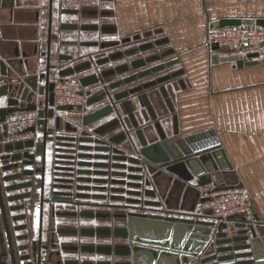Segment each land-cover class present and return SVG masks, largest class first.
Returning a JSON list of instances; mask_svg holds the SVG:
<instances>
[{
    "label": "water",
    "instance_id": "95a60500",
    "mask_svg": "<svg viewBox=\"0 0 264 264\" xmlns=\"http://www.w3.org/2000/svg\"><path fill=\"white\" fill-rule=\"evenodd\" d=\"M49 1L50 34L53 0ZM19 5L20 0H0V27L11 22L14 10ZM5 14L8 15V21L5 20ZM241 24L264 26V19L224 18L212 23L211 26ZM76 28L77 26L70 24L60 26L61 30ZM1 35L3 32L0 29V37ZM153 46L154 43L142 45L136 52L148 50ZM213 50H218V47L215 46ZM174 53V50H169L161 55L135 60L131 62L128 70L141 69L147 64H150V67L130 77L104 85L101 93L88 100V105H103L83 118L82 125L88 129L90 125L97 123L96 127L87 131L74 127L69 122L61 126L60 117H54V87L49 90L43 73L25 75L32 69L38 70L45 62H40V65L37 61L33 62L31 68V64L22 59L17 48L12 52L0 48V99L7 97L8 105L7 108L0 109V116L4 118L6 114L17 110H38L37 126L29 128L28 131L35 132L37 128L42 134L45 167L48 142L54 144L56 153L53 170L56 185L53 187L69 190L67 193L55 192L54 195L63 198L91 197L103 201H123L122 195H130L135 199H126L128 204L139 206L135 207L136 209L148 208L151 211L122 213L116 217L126 220L125 227H116L114 232L97 230L99 233L112 235L117 240L113 245L98 246L96 253L100 259L97 261H67L64 264H264V244L257 231L260 223L257 214H253V220L248 219L246 215L231 216L225 220L215 217L213 210H200L196 213L197 206L205 201L198 187L207 184L216 187L218 182L215 181L214 174L232 170L233 167L212 132L181 135L179 117L173 109L168 92L170 88L175 91L179 88L186 89L185 80L182 78L185 70L177 67L182 64V58L177 56L176 59L157 63L170 58ZM41 56L45 57L44 54ZM247 58L249 60L245 61L237 55L220 57L218 53H214L211 62L236 61L238 67L253 66L258 64L260 55L253 53ZM148 77L153 79L134 88L123 89L136 80ZM41 81L45 84H40ZM81 82L86 85L98 81L81 79ZM150 89L157 90L153 93L162 96L168 107L171 116L165 120V124L159 121L157 112L151 104L146 92ZM133 95H138L136 101L148 113L146 120H150L152 124L150 132L145 133L139 125L134 114L135 106L130 101ZM123 116L127 117L129 126ZM120 126L124 130L123 133L103 139ZM130 129L133 130L134 136L130 134ZM62 131L66 134L60 133ZM6 137H8L6 131L0 134V142ZM127 137L136 154L135 157L114 147L120 145ZM0 145V153L2 151L10 153L2 156V159L10 158L15 162L4 167V170L16 169L34 162V156L28 152L35 146L34 140ZM30 174V171H25L22 175ZM22 175H15L14 178H20ZM29 186L28 183L18 188ZM176 188L177 202L172 204L170 198ZM12 189L16 188L6 190ZM74 189L78 192L93 191L98 194H75L72 192ZM190 191L194 192L195 199L191 208L186 211L182 201ZM29 197L31 193H24L10 196L7 201ZM0 204L9 239V252L4 254L9 257V264H50L52 251H48L47 246L42 248L36 243L25 247L26 250L30 248L29 255L17 257L11 242L1 191ZM21 207L23 208V205ZM56 215L66 216L75 213L57 212ZM97 216L109 217L104 214ZM210 218L217 220L218 223L210 221ZM228 223H231V226ZM214 227H217V239L207 244L208 236ZM42 249L47 251L46 254L42 253Z\"/></svg>",
    "mask_w": 264,
    "mask_h": 264
},
{
    "label": "flooded vegetation",
    "instance_id": "af4514ba",
    "mask_svg": "<svg viewBox=\"0 0 264 264\" xmlns=\"http://www.w3.org/2000/svg\"><path fill=\"white\" fill-rule=\"evenodd\" d=\"M75 1L74 7H63L62 10H70V13H63L67 15L69 20L58 21L57 29H54V13L52 6V32L49 34L50 21H49V6L50 1H47L45 10L48 12L46 23V39L43 43L42 49L37 53L22 50L17 46L23 60L28 61L33 68V62L43 61V65L39 66L38 70H30L25 75H34L35 73H43L47 79L48 88L54 87L57 80L64 78L74 79L79 81L81 79H88L90 81H98L91 84H82L89 86L87 99L81 114L67 115V113H56L54 107V117H60L61 126L65 122L71 123L72 126L84 129L87 131L92 130L97 126L96 124L90 125L89 129L83 127V118L92 113L94 110L99 109L101 105H88V100L101 93L104 90V85H109L123 79L144 71L150 67L141 69L128 70L131 62L147 58L150 56L161 55L162 53L174 50L175 53L170 58H165L157 63H162L168 59H176V49L170 45V39L166 36L161 27L149 29L146 31L122 33L119 27L112 23L115 17L114 11L108 7V3L114 0H71ZM54 5V0L53 3ZM17 9V8H16ZM14 14L15 15V11ZM62 24H70L77 26L76 29L61 30ZM154 43V46L145 51H137L136 49L142 45ZM157 43V44H155ZM44 54L45 57H42ZM46 58V59H45ZM26 71V70H25ZM153 78H145L136 80L135 82L124 86L123 89L134 88L146 81ZM40 84H45L41 81ZM54 90V89H53ZM155 89L146 90L148 97L157 112L159 121L165 124V120L170 118L168 107L162 96L156 92ZM174 89L170 88L168 92L172 102L173 109L176 111L174 100L176 98ZM138 95L131 97L134 104V114L139 122L142 130L150 132V120H146L147 114L145 109L142 108L136 101ZM0 100V109L7 108V97ZM18 107V106H17ZM22 111V110H17ZM16 112V111H14ZM13 113V112H11ZM8 113V114H11ZM176 113V112H175ZM6 114L5 116H7ZM115 117V116H114ZM127 126L128 119L123 116ZM53 121V120H52ZM35 134L34 138L26 140H34L35 146L28 152L34 156V162L24 164L19 168L4 170V167L13 165L9 159H2V156L10 155L9 152L2 151L0 153V191L4 198V207L6 210V219L10 231V237L14 252L17 257L29 255L30 248L25 249L28 245L33 243L41 246H47L48 251H52V260L50 264H64L67 261H97L100 256L96 253L98 246H108L116 243V239L112 235L102 234L97 230H111L114 232L116 227H125L126 220L116 217L122 213L129 212H144L150 213L146 209H136L132 204H128L125 200L134 197L130 195H122L123 201H109L97 200L76 197H57L55 192H69V190L55 189L54 170L55 166L54 155L55 146L52 142H48V150L46 155V167L43 160V138L42 134L37 131H29ZM122 126L114 130L112 133L105 136L103 139H108L110 136H116L123 133ZM133 135V130H129ZM62 134L64 131L60 132ZM134 136V135H133ZM24 141V140H17ZM16 141H8L7 137L0 143H11ZM117 149L123 150L127 155L135 157L129 137H127L120 145L114 146ZM1 148V145H0ZM88 153V152H87ZM84 161V160H82ZM21 163V161H19ZM28 166V168H25ZM25 171H30V175H22ZM62 173V172H60ZM15 175H22L20 178H14ZM30 184L26 188H18L24 184ZM86 185V184H85ZM94 187V184L91 185ZM9 188H16L6 190ZM178 188V187H177ZM177 188L171 195L170 202L174 197L177 202ZM73 193H83L88 195L98 194V192H78L76 189ZM24 193H31V197L20 199L18 201L8 202L7 198L13 195H20ZM120 195V194H113ZM135 199V198H134ZM56 201H63L59 203ZM23 205V208L21 207ZM108 205V206H105ZM21 207V208H18ZM59 212L75 213V215H56ZM98 214L108 215L109 217H99ZM85 229H92L94 231H82ZM0 264H9L10 259L4 254L9 252V239L6 231V223L2 215L0 204ZM8 251V252H7ZM47 251L42 249V253L46 254ZM94 252V253H93Z\"/></svg>",
    "mask_w": 264,
    "mask_h": 264
},
{
    "label": "crops",
    "instance_id": "0c3cea01",
    "mask_svg": "<svg viewBox=\"0 0 264 264\" xmlns=\"http://www.w3.org/2000/svg\"><path fill=\"white\" fill-rule=\"evenodd\" d=\"M47 1L20 0L11 22L0 27L4 35L0 48L12 52L16 45L32 53L41 50L47 32ZM74 6L75 1L54 0L55 30L58 21L70 19L62 8ZM108 7L115 13L112 23L122 33L161 27L170 39L182 58L177 67L185 70L186 89L179 88L174 100L181 135L214 134L233 167L214 174L215 188L247 191L260 219L257 231L264 244V56L253 66L238 67L236 61L212 63L211 56L217 52L205 45L209 23L224 18L264 19V0H114ZM194 199L190 191L182 201L184 210L191 208ZM200 210L199 204L196 213ZM216 233L214 227V240Z\"/></svg>",
    "mask_w": 264,
    "mask_h": 264
},
{
    "label": "built area",
    "instance_id": "2783aa9c",
    "mask_svg": "<svg viewBox=\"0 0 264 264\" xmlns=\"http://www.w3.org/2000/svg\"><path fill=\"white\" fill-rule=\"evenodd\" d=\"M205 45L210 51L218 47L221 57L237 55L248 59L249 54L258 53L264 56V26L227 25L211 26L208 24ZM89 86L69 78L57 80L54 85V109L56 113L80 115L87 99ZM38 110L16 111L4 118L0 116V134L8 133V141L26 140L34 138L35 134L28 129L37 126ZM25 168H28L26 166ZM201 197L205 201L200 203L201 210H213L220 218L246 215L253 220L252 197L243 188L219 190L211 184L198 187ZM214 241V234H210L207 244Z\"/></svg>",
    "mask_w": 264,
    "mask_h": 264
}]
</instances>
